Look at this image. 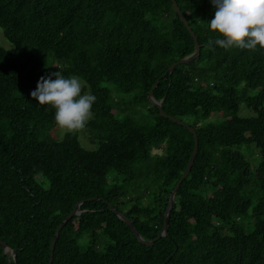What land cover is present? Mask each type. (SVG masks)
<instances>
[{"label":"trees","instance_id":"obj_1","mask_svg":"<svg viewBox=\"0 0 264 264\" xmlns=\"http://www.w3.org/2000/svg\"><path fill=\"white\" fill-rule=\"evenodd\" d=\"M175 1L200 52L164 75L195 51L171 0H0L14 45L0 46V240L9 246L0 264H47L56 227L82 200L51 264H264V49L215 45L211 0ZM57 71L96 96L85 127L96 148H84L78 130L49 136L55 110L30 93ZM150 90L195 129L198 149L168 235L146 246L109 204L155 239L194 146ZM240 102L255 114L239 116ZM252 144L254 170L238 150ZM252 184L262 193L254 204Z\"/></svg>","mask_w":264,"mask_h":264},{"label":"clouds","instance_id":"obj_2","mask_svg":"<svg viewBox=\"0 0 264 264\" xmlns=\"http://www.w3.org/2000/svg\"><path fill=\"white\" fill-rule=\"evenodd\" d=\"M211 4L215 12L208 23L217 34L215 45L224 49H264V0H211ZM84 86L78 76H65L57 71L41 76L30 95L40 105L55 110L58 128L75 132L94 118L92 107L96 96L90 89L84 91Z\"/></svg>","mask_w":264,"mask_h":264},{"label":"water","instance_id":"obj_3","mask_svg":"<svg viewBox=\"0 0 264 264\" xmlns=\"http://www.w3.org/2000/svg\"><path fill=\"white\" fill-rule=\"evenodd\" d=\"M172 3H173V6H174V9L175 11L177 12L179 18H180V21L185 25V27L187 28V30L189 31V33L191 34L193 40H194V45H195V51L180 59L179 61L177 62H174L169 68L168 70L164 73L167 74L169 72H172L173 69L180 63H188L190 61H192L200 52V46L197 42V38L194 34V32L192 31L190 25H189V22L187 21V19L185 18V16L183 15V13L180 11L177 3L175 0H171ZM158 83V81L154 84L153 88L156 86V84ZM148 99L150 100V102L155 105L158 110H159V113L162 117H166V118H169L170 120L172 121H175L183 126H185L186 128H188L191 133L194 135V146H193V150L191 152V155H190V158L188 160V163L183 171V174L181 176V178L179 179V181L176 183L175 187L173 188V190L171 191L170 195H169V198H168V205H167V208L165 210V213H164V221H163V225L161 227V230L160 232L157 234L156 238L153 239V240H150V241H147V240H144L139 232L136 230V228L134 227L132 221L127 217L125 216L124 213L120 212L119 210H117L116 208H114L113 205L109 204V209L115 213V215L120 218L122 221H124V223L129 227V229L132 231V233L134 234V236L136 237V239L146 245V246H152L153 243L155 241H157L158 239H160L161 237L163 236H167L168 235V232H167V229H168V220H169V215H170V211H171V208H172V205H173V200H174V196H175V193L181 183V181L186 178V176L188 175L192 165H193V162H194V158L196 156V153H197V149H198V138H197V134H196V131L194 128L190 127L188 124L176 119L175 117H172V116H169L167 113H165L162 109V106H161V101L157 102L153 99L152 97V90L149 91L148 93ZM89 200H97V198H91ZM83 203V200L78 202L75 207L72 209V211L64 218V220L56 227V230H55V233L52 237V240H51V243H50V258H49V261L47 264H51L52 261H53V251H54V247H55V243L58 239V236H59V232L60 230L62 229V227L70 220L72 219L73 216H76V215H80L82 213V211L79 209L80 208V205ZM0 246H2L3 248V254H5L7 251H9V246L7 245V243L5 241H2L0 240ZM15 251H12V254L14 255ZM7 262L10 263L9 260H7Z\"/></svg>","mask_w":264,"mask_h":264},{"label":"rangeland","instance_id":"obj_4","mask_svg":"<svg viewBox=\"0 0 264 264\" xmlns=\"http://www.w3.org/2000/svg\"><path fill=\"white\" fill-rule=\"evenodd\" d=\"M0 46L9 52L14 51V45L5 38L4 29L2 27H0ZM84 91H87L85 89V86H84ZM254 114L255 112L252 109L247 108L244 102L239 103V110H238L239 116L250 117ZM65 133H67V131L60 129L57 127V125H55L50 130L49 136L54 140H60L63 138ZM78 136H79L80 144L84 148L93 149L97 147L96 143H94V140L91 139L92 137L90 133L86 130V128L82 130H78ZM238 150L242 152L245 158L249 161L251 165V169L254 170L258 162V157H257L258 149L252 144V145H243L239 147ZM160 152H161L160 149L153 150V153H160ZM251 186L252 187H251V191L249 192V195L252 199V204H254L262 193L259 191L258 187L255 186V184H252ZM105 241H108V239L104 238V240H102V243H104Z\"/></svg>","mask_w":264,"mask_h":264}]
</instances>
